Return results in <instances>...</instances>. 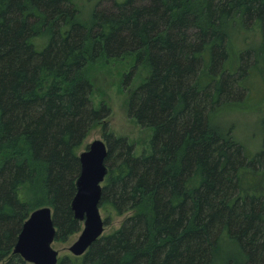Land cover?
<instances>
[{
  "label": "trees",
  "instance_id": "1",
  "mask_svg": "<svg viewBox=\"0 0 264 264\" xmlns=\"http://www.w3.org/2000/svg\"><path fill=\"white\" fill-rule=\"evenodd\" d=\"M79 16L75 0H0V264H32L13 251L37 209H53L55 243L81 232V147L110 116L87 67L104 57L150 69L128 105L150 151L104 132L105 226L136 213L58 264H215L226 247L264 264V139L253 154L214 124L264 79V0H102ZM238 26L259 44L235 45Z\"/></svg>",
  "mask_w": 264,
  "mask_h": 264
},
{
  "label": "rangeland",
  "instance_id": "2",
  "mask_svg": "<svg viewBox=\"0 0 264 264\" xmlns=\"http://www.w3.org/2000/svg\"><path fill=\"white\" fill-rule=\"evenodd\" d=\"M102 0H75L79 8V18L90 25L94 9L99 6ZM110 5V1L102 3V7ZM251 25V24H250ZM234 36L235 45L243 48L244 45L249 47L259 44L260 36L258 31L251 28L244 31L242 26ZM133 57L122 59L102 58L95 62H91L87 67V75L91 79L94 86L93 101L97 107L105 103L110 108V116L106 119L108 125L104 127V122L99 123L89 134L81 147V152L87 150L88 146L96 140H104V132L114 134L118 137L127 138L135 145L136 154L141 155L150 151V142L153 136V129L142 127L135 119L129 116V101L138 86L145 81L150 69L146 65H140L136 68L135 76L126 77L134 68ZM254 93L249 89L247 102L245 99L237 109L225 108L220 111L215 118L214 124L218 128L219 133L227 135L229 133L238 142L248 147L252 153H256L263 148L264 133L261 132L264 118V79L254 82L252 85ZM245 91V93H247ZM263 128V127H262ZM107 129V130H105ZM2 157H0V160ZM102 212V210H101ZM134 211H130L121 215L111 213V221L105 227L104 235L110 234L118 230L125 220L133 215ZM109 214L102 212L103 219ZM83 223V222H82ZM83 229V228H82ZM82 231V230H81ZM80 233L75 234L70 241L61 242V244H53L54 248L60 252V257L71 254L70 247L78 239ZM230 249V251H229ZM232 249V250H231ZM229 251L228 254H226ZM238 252L233 247H226L215 264H241Z\"/></svg>",
  "mask_w": 264,
  "mask_h": 264
},
{
  "label": "water",
  "instance_id": "3",
  "mask_svg": "<svg viewBox=\"0 0 264 264\" xmlns=\"http://www.w3.org/2000/svg\"><path fill=\"white\" fill-rule=\"evenodd\" d=\"M108 154V145L103 140L94 141L80 154L81 173L72 210L75 219L83 222V229L69 248L75 256L84 255L105 231L100 203L103 183L109 173L106 165ZM53 215L51 207L35 210L22 228L13 255H20L32 264H58L60 252L53 246L57 235Z\"/></svg>",
  "mask_w": 264,
  "mask_h": 264
},
{
  "label": "bare ground",
  "instance_id": "4",
  "mask_svg": "<svg viewBox=\"0 0 264 264\" xmlns=\"http://www.w3.org/2000/svg\"><path fill=\"white\" fill-rule=\"evenodd\" d=\"M103 117V116H102ZM80 221V220H79Z\"/></svg>",
  "mask_w": 264,
  "mask_h": 264
}]
</instances>
